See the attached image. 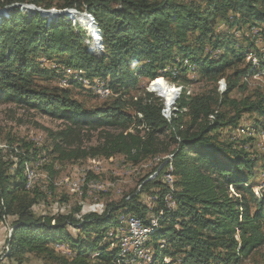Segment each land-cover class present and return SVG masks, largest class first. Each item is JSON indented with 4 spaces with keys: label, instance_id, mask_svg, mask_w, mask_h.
Listing matches in <instances>:
<instances>
[{
    "label": "trees",
    "instance_id": "16d2710c",
    "mask_svg": "<svg viewBox=\"0 0 264 264\" xmlns=\"http://www.w3.org/2000/svg\"><path fill=\"white\" fill-rule=\"evenodd\" d=\"M52 1L0 0V100L62 120L65 127L56 133L51 150L60 159L121 154L138 164L168 153L171 158L161 162L166 161L163 171L161 165L157 176L141 188H156L148 195L156 199L151 209L158 227L150 229L147 244L157 254L163 242L165 264H233L260 249L264 255V194L257 197L252 189L254 161L233 141L216 137L218 131L237 126L245 113L264 118V93L258 89L239 100L229 96L236 88L245 89L242 78L256 69L245 61L248 50L255 47L252 30L245 29H254L264 40V29L255 27L264 24V0H59L58 9L90 13L100 31V56L84 45L69 15H42L21 7L26 3L48 9ZM221 21L228 27L218 31L215 26ZM240 30L248 37L246 45L236 42ZM41 54L64 56V66L106 80L114 99L87 106L69 89L48 84L58 75L39 66ZM182 61L196 66L200 78L214 86L206 93L177 99L169 120L161 113V98L151 92L131 102L123 99L137 88L139 77L151 80ZM188 67L180 74L184 79ZM220 78L226 82L223 92L217 89ZM184 116L188 121L181 127ZM84 128L100 130L99 144L87 151L66 149ZM70 136L74 137L68 140ZM20 148L25 153L17 155L16 162L4 160L0 149V221L12 217L3 252L16 260L0 264H21L25 254L56 264H130L128 257L119 259V242L113 247L106 230L116 226L118 215L127 213L150 226L140 190L81 218L75 216L79 208L67 214L36 215L33 206L41 196L26 188L22 165L25 159H35L39 149L31 143ZM169 165L171 186L160 181ZM69 226L77 233L72 234ZM60 243L69 254L56 248Z\"/></svg>",
    "mask_w": 264,
    "mask_h": 264
},
{
    "label": "rangeland",
    "instance_id": "374dc122",
    "mask_svg": "<svg viewBox=\"0 0 264 264\" xmlns=\"http://www.w3.org/2000/svg\"><path fill=\"white\" fill-rule=\"evenodd\" d=\"M51 4V7L48 9L26 3L22 4L21 7L27 10H29L28 7L32 8L35 6L55 12L61 11V9L57 8V4H60L59 0H53ZM75 11L78 13L76 15H80L82 19L88 21L86 14L88 15L90 13L86 10ZM71 16L69 15L72 26L76 32L81 34L84 45L96 56H100L103 52V46L102 44H98L94 39L96 35H93L92 27L81 24L78 20L74 19L75 16ZM227 27L228 25L225 21H221L215 26L218 31L226 30ZM257 27L261 32L262 29H264V24H260ZM235 35L238 38V41L236 40L238 45L247 44L248 41L244 38L248 37L237 33ZM254 43L255 47L251 48L250 50L252 51L250 52L255 50L258 52L259 48H264L263 39L256 40ZM96 46L97 50H94ZM236 48L239 47L237 46ZM250 52L248 50L247 55L250 54ZM64 59V56L59 57L55 54L50 56L45 54L39 55V66L51 69L58 75L51 81H48V84L59 85L60 87L69 89L73 97L83 101L87 106H93L105 100L112 101L114 99L115 94L106 80L101 77H88L82 70L66 67L62 62ZM245 61L248 62L246 58ZM186 66L188 67L189 65L186 64V61H182L181 65L178 64L166 68L164 71L159 72L157 77L151 80L139 77L137 88L131 89L127 95L123 96V99L127 100V102H131L137 97L143 96L145 91L151 92L155 96L161 98L163 103L161 113L169 120L173 115V111L176 109L175 103L177 99L179 102V98L183 99L184 97L206 93L214 86V83L201 79L196 66L194 67L193 65H190L186 72V77H188V79L182 78L180 74L182 75L184 73L182 69ZM239 66L243 67L242 64H239ZM156 79H162L167 84L169 83L168 85L178 89L177 97L169 108L165 105L164 96L162 97L163 93L156 90L157 87L155 85H152V82ZM39 80L40 83H45L43 79ZM248 80L245 89L236 88L229 96L239 100L248 96L256 89H258V92L264 93V74ZM220 81L226 83L224 78H220L216 83L217 89L218 87L220 88ZM107 85L112 94L109 96H102L100 91ZM225 89L226 87L222 91ZM89 90L95 94V96L91 94ZM129 111L133 112L130 106ZM183 121H188V118L186 116L183 117V120L180 122L181 127L184 126V123H182ZM64 127L65 123L62 120L49 117L48 115L41 114L40 112L27 109L26 107L11 102L0 100V149L4 160L16 162L18 158L17 155H23L25 153V148H20L23 143H31L33 147L35 146L39 149L35 159L34 157H30L29 160L25 159L22 165V175L25 179L26 188L31 191L38 190L41 196L39 197V201L33 206V212L36 215L53 216L74 212L75 209L79 208L75 216L81 218L83 214L89 212H101L106 204L118 202L124 196H128L132 191L138 192L139 190V200L146 205L149 212L150 197L148 192L156 188L152 187L143 191L141 189L142 184L146 180H150L157 176L158 169L162 165V160H166L167 156L170 155H168V153L159 154L155 157H149L138 164H132L121 154L114 155L110 158L99 155L86 156L77 160L60 159L57 157L58 154L52 153L51 150L53 142H57V139L54 138L56 133ZM133 127L134 123L130 126L129 130L134 131V129H132ZM136 127L142 128L141 125H136ZM100 136L101 133L99 129L87 130L84 128L80 131L79 137H76V140L71 141V144L65 146V148L80 147L81 150L87 151L89 147L99 144ZM71 137L74 136L67 137V139L70 140ZM216 137L221 141H233L235 147L247 152L250 158L253 159L254 176L251 179L252 189L257 197L264 194V118L255 113H245L242 115L237 126L218 131ZM54 139L56 140L53 141ZM31 150L32 149H30V152ZM165 162L166 161H163V166ZM163 166L161 167V171H163ZM14 167L15 165L9 169L8 172L10 174L13 173ZM46 167L49 168L52 173ZM163 175L160 181L163 184H167ZM173 187L175 190V182ZM229 192L231 195L237 196L231 187H229ZM165 200H167V206H171L169 208H172L173 202L169 195H166ZM147 213L145 216H147ZM130 215L132 214L127 213L118 215V223L126 221L128 218L127 216ZM120 216H124L123 220L119 219ZM153 218H157V216L155 214H148L147 220ZM11 221L12 217H8L5 223L0 221V261L16 263V260H9L6 258L3 252L5 239L9 235V224ZM113 228L114 225L107 228L106 239L108 242L111 241L112 246L115 247L118 245L123 232L125 233L127 228ZM68 229L72 234L77 233V230L73 227L69 226ZM56 248L62 253L69 254V250L64 244H56ZM183 248L186 247L184 246ZM172 250L174 251V249H169V251ZM262 253L263 249H260L254 252L249 258L236 263L264 264V255H262ZM21 260V264H56L53 261H46L35 254H25ZM181 264H183V262Z\"/></svg>",
    "mask_w": 264,
    "mask_h": 264
},
{
    "label": "bare ground",
    "instance_id": "6f19581e",
    "mask_svg": "<svg viewBox=\"0 0 264 264\" xmlns=\"http://www.w3.org/2000/svg\"><path fill=\"white\" fill-rule=\"evenodd\" d=\"M76 14H78V13L75 10H72L70 16L71 15L73 17L75 16L74 19L78 20L80 23H85V24H88V26L92 27V31H93L92 33L94 36L96 35L95 40L98 43L99 30H98L96 24L94 23L92 17L86 14V16L88 17V21H87V20L82 19V17L80 15H76ZM52 15L55 16L57 14H52ZM263 56H264V48H259L258 52H256V50H255V51L251 52L250 54H248V56L246 57V60L247 59H255L258 57H262V60L257 61L256 63H251L253 65V67L256 69H253L250 73L246 74L243 77V81L245 83L249 81L248 79L259 77V75L264 74V57ZM168 84L166 82H164L162 79H156L155 81L152 82V85H155L157 87L156 90L161 91L163 93L162 97L164 96L165 105H166V107L169 108L173 104L174 99H176V97H177L178 89H175L174 87H172ZM219 86H220V88L218 87L219 91L223 92L222 90L226 87V84L222 83V81H220ZM221 88H223V89H221ZM105 90H109V89H107V88L102 89V91H105ZM111 94H112V92L110 90L108 92H101L102 96H109ZM170 158H171V156H167L166 161L169 160ZM171 171H172V167L169 165L166 173L163 175L166 182L170 186H171V183L173 181V176L170 173ZM134 219H137V217L128 216V218L124 222L127 223V226H133L134 225ZM141 226H142L141 228H137V229L127 228L126 232L125 233L123 232L122 237L120 236L121 239L119 241V253H118L119 259H125L126 257H128L130 264H165L168 261V258L167 257L161 258V252H160L161 249L164 248L163 242L160 244L157 254H155V252L152 250V248L150 246H148V244H147L148 238L150 236L149 235L150 229L158 227L157 219L156 218L150 219V226H146V224L141 221ZM134 237L136 238V241H140V242L131 243L130 249H126V240H131ZM146 248H149V251L147 252V255L145 256V249ZM155 258H161V262L159 260H153Z\"/></svg>",
    "mask_w": 264,
    "mask_h": 264
},
{
    "label": "built area",
    "instance_id": "2783aa9c",
    "mask_svg": "<svg viewBox=\"0 0 264 264\" xmlns=\"http://www.w3.org/2000/svg\"><path fill=\"white\" fill-rule=\"evenodd\" d=\"M255 27H257V26H255ZM245 30H252V40L256 41V40L261 39V34H254V29H245ZM245 30H240L236 33L239 34L240 32H244ZM261 60H262V57H258L255 59H247V61L250 63H256L257 61H261ZM108 91L109 90H105V91H101V92H108ZM163 167H165V165ZM150 198H151L150 199V208H149V212L147 213L146 219H148V214H154L152 212L151 207L153 206V204H154L153 202H155L156 199H155V196H151ZM141 227H142L141 226V219L137 217V219H134V225L133 226H126V222H119L116 224V226L114 228H134V229H137V228H141ZM138 242H140V241H136L135 237L131 240H126V249H130L131 243H138ZM148 251H149V248H146L145 249V256L147 255ZM173 256H177V254H174ZM170 264H178V263H170Z\"/></svg>",
    "mask_w": 264,
    "mask_h": 264
},
{
    "label": "water",
    "instance_id": "95a60500",
    "mask_svg": "<svg viewBox=\"0 0 264 264\" xmlns=\"http://www.w3.org/2000/svg\"><path fill=\"white\" fill-rule=\"evenodd\" d=\"M28 9L29 10H37V11H39L42 15H52V14H65V15H70L71 14V11L72 10H61V11H57V12H55V11H53V10H45V9H41V8H37V7H32V8H29L28 7ZM101 38H100V31H99V39H98V44H101L100 43V40Z\"/></svg>",
    "mask_w": 264,
    "mask_h": 264
}]
</instances>
